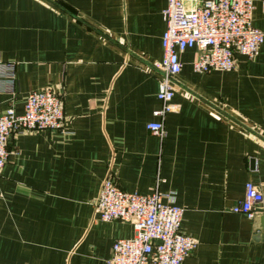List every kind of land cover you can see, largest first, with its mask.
Listing matches in <instances>:
<instances>
[{"label": "crops", "instance_id": "obj_1", "mask_svg": "<svg viewBox=\"0 0 264 264\" xmlns=\"http://www.w3.org/2000/svg\"><path fill=\"white\" fill-rule=\"evenodd\" d=\"M166 0H0V114L51 88L63 97L66 135L11 137L0 174V264H105L131 223H103L94 204L110 177L124 192L183 210L195 247L183 264H264V42L229 72L197 74L180 54L165 136L153 112ZM251 25L264 33V0ZM248 183L263 196L253 219L231 208Z\"/></svg>", "mask_w": 264, "mask_h": 264}, {"label": "built area", "instance_id": "obj_2", "mask_svg": "<svg viewBox=\"0 0 264 264\" xmlns=\"http://www.w3.org/2000/svg\"><path fill=\"white\" fill-rule=\"evenodd\" d=\"M252 13L253 0H166L163 55L154 66L160 73L156 96L160 109L153 112L158 121L147 124V131L161 139L165 136L163 120L175 109L171 102L174 80L182 70L180 54L196 50L192 69L197 74L233 71L236 55L247 60L258 56L264 33L252 27ZM14 67L13 62H0V83L9 94L15 91ZM43 131L67 134L63 97L51 88L28 94L21 114L17 115L13 106L0 114V174L11 155L8 140ZM262 202L258 188L248 183L243 199L231 212L253 219ZM94 210L101 222L131 223L134 230L132 238L113 243L105 264H183L195 247L194 240L180 230L183 210L163 202L158 192H124L107 177Z\"/></svg>", "mask_w": 264, "mask_h": 264}, {"label": "water", "instance_id": "obj_3", "mask_svg": "<svg viewBox=\"0 0 264 264\" xmlns=\"http://www.w3.org/2000/svg\"><path fill=\"white\" fill-rule=\"evenodd\" d=\"M255 217V216H254Z\"/></svg>", "mask_w": 264, "mask_h": 264}]
</instances>
